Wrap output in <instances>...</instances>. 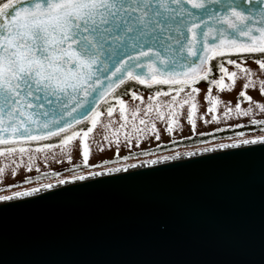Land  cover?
Masks as SVG:
<instances>
[{
	"label": "snow or ice",
	"instance_id": "1",
	"mask_svg": "<svg viewBox=\"0 0 264 264\" xmlns=\"http://www.w3.org/2000/svg\"><path fill=\"white\" fill-rule=\"evenodd\" d=\"M233 55L259 56L255 63L264 70V0H0V157L8 159L19 153L23 162L27 156L26 167L31 171L34 153L59 149L70 160L68 149L79 139L82 163L87 166L90 134L102 124L104 115L100 105L128 81L149 88L157 86V90L143 109H130L117 98L120 119L115 129L111 117L117 109L107 108L109 123L104 127L109 134L104 140L108 144L118 147L123 140L130 146L149 132L159 140L156 124L150 121H164L166 131L172 133L179 123L177 109L185 105L189 106L187 119L194 131L200 92L196 85L200 82L223 92L234 90L238 78H244L247 83L239 97L252 102L247 90L255 88L256 81L250 78L248 67L230 58ZM225 57L229 58L217 64L219 78L210 79L211 61ZM225 65L234 66L236 71L230 72ZM258 90L264 95V80ZM131 97L144 99L136 92ZM161 97L169 98L168 102L160 101ZM205 99L210 105L206 111L215 113L220 101L213 97L212 87L207 89ZM256 107L264 112V103ZM225 108V118L233 111L242 116L253 111L243 110L240 103L234 109ZM82 123L91 126L76 131ZM51 137L62 138L57 145L44 144L35 149L24 146ZM241 144H264V136L218 147ZM171 158L177 159L179 154ZM160 162L151 159L142 163ZM11 163L19 167L16 159ZM121 171L128 168L74 175L70 180L59 179L58 184ZM4 172L0 167V175ZM53 187L51 183L42 185L43 189ZM40 191H16L0 196V200L29 197Z\"/></svg>",
	"mask_w": 264,
	"mask_h": 264
},
{
	"label": "water",
	"instance_id": "2",
	"mask_svg": "<svg viewBox=\"0 0 264 264\" xmlns=\"http://www.w3.org/2000/svg\"><path fill=\"white\" fill-rule=\"evenodd\" d=\"M219 145L0 200V264H264V144Z\"/></svg>",
	"mask_w": 264,
	"mask_h": 264
},
{
	"label": "rangeland",
	"instance_id": "3",
	"mask_svg": "<svg viewBox=\"0 0 264 264\" xmlns=\"http://www.w3.org/2000/svg\"><path fill=\"white\" fill-rule=\"evenodd\" d=\"M236 61L242 63V66L248 67L250 69V72L252 73L250 78L256 81L257 86L255 88L250 87V89L247 90V94L253 98L251 103L246 102L239 97V93L242 91V86L245 83H247V80L244 78H238L237 82L235 83L234 90L231 91L224 90L223 92H221L217 87H212V95L213 97L217 98L220 101V103L217 105V109L215 113H208L206 109L210 107V105L205 99V94L208 88L206 86L196 85L200 89V92L199 95H197L196 97V102L198 107H197L196 127L194 131L191 125L188 123V119H187L189 113V106L185 105L184 108L177 109L179 113V123L172 133H168L166 131V123L164 121L153 119L152 121H150V123L154 122L156 124V129L160 136L159 140L155 138V135L153 133L149 132L146 136L140 138L139 140L134 139L131 142L130 146H126V144L122 140L118 147L115 144L110 145L108 144L107 141L104 140V136L109 134L104 127V125L109 123V118L106 115V111L102 112L104 113V115L102 116V124L98 125L97 128L94 129L93 133L90 134L89 161L91 162L102 157H107L113 153L118 154L126 151L128 152L129 150L132 149L140 150L141 149L140 147H147L155 142L172 138L173 136H182L184 134L195 133L201 130L217 128V126L228 127L232 125L235 126L244 125L247 122H250V120H258V121L264 120V112H261L259 108L256 107L257 104L264 103V95H262L258 90L259 82L261 80H264V70H260L258 65L255 63V61L250 59L243 61L240 60H236ZM226 67H228L230 72L236 71V69L232 65H227ZM225 83L231 85V82L228 81L227 78H225ZM137 94L144 98L143 101H136L129 98L123 99L130 109L136 107L143 109L144 107H146L147 103L149 102L148 98L153 95V93L147 94L143 92H138ZM181 98H183V95ZM168 99L169 98L167 97L159 98V100L163 102H168ZM237 103L241 104V108L243 110H247L251 108L253 110L252 114H250L249 116H242V115H237L235 111H233L229 117L225 118L223 116V113L226 110L225 106L234 109ZM115 108L117 109V111L114 112L113 116L111 117V121L114 122L112 125L113 129L119 126L118 123L115 122H118L120 119L118 106H116ZM152 115L153 117L155 116L154 113ZM213 115L217 116L216 121L212 120ZM262 135L245 136V137H240V139L221 141L216 144H210L207 146H214L222 143L223 144L229 143L232 141H240L243 139H251V137H259ZM53 145H57V144H53ZM42 146L43 145L38 146V145L29 144L25 147L35 149L36 147H42ZM207 146H202L201 148ZM191 150H196V148H185L184 150H179L177 152H185ZM68 152L71 157L70 160L68 156L60 153L59 149H53L52 151L46 153H34L35 159H34V163L32 164L31 171H29L28 167H26V165H28L29 163L27 156L23 158V162L19 160V153H17L15 157H10L8 159H5L4 157H0V167L5 168V172L2 175H0V196L9 195L16 191L29 190L32 187L42 186L43 184L51 183L53 181H58L59 179L73 177L74 175L86 174V172H88L89 170H82L73 173L71 171H68L67 169L70 166H74V164L77 162H82V148L79 139L73 142V144L69 147ZM45 156H47V158H45ZM152 157H158V156H152ZM12 159L17 160V164H19V167L11 163ZM144 159H152V158H141L140 160L139 159L130 160V161L122 162L120 163V165H124V163L130 164L132 162H137ZM14 171L15 174H13ZM41 171H47V172L55 171L57 172V176L54 177L52 180H43L41 183L31 182L30 184H22L19 187L16 186V183L19 182V180H21L22 178L28 177L32 174L40 173Z\"/></svg>",
	"mask_w": 264,
	"mask_h": 264
},
{
	"label": "trees",
	"instance_id": "4",
	"mask_svg": "<svg viewBox=\"0 0 264 264\" xmlns=\"http://www.w3.org/2000/svg\"><path fill=\"white\" fill-rule=\"evenodd\" d=\"M229 57L225 58H217L213 61H211V67L213 69V73L210 77V79H217L220 76V73L217 68L218 62L221 60H226ZM233 60H253L255 61L256 59H259V56H254V55H247V56H241L238 57L236 55H233L230 57ZM227 66V65H225ZM198 85L206 86L207 88L213 87L209 85L207 82L202 81ZM157 90V86H153L151 88L144 86V85H139L138 83L134 81H128L124 85H122L120 88L116 89L115 93L113 96H110L108 98V101L106 103H101L100 105V111H107V108L109 106L115 107L116 104V99L119 98H132L131 93L132 92H146V93H153ZM162 90L167 91V86H163ZM254 120H250V122H247L244 125H239V126H217V128H212L210 130H207L206 132L203 133H198L195 134V136H188L184 137V139H178V140H173V142H167V143H162V145H156V146H151L150 148H143L138 151H133L130 152L127 155H121L120 160L117 162V164L121 162H126L130 160H136V159H141V158H148L152 156H158V155H163L165 153H174V151L178 150H184L185 148H196V147H202V146H207L210 144H216L221 141H229V140H234V139H240V137H245V136H251V135H262L264 134V124L262 123H252ZM258 121V120H255ZM264 121V120H261ZM90 124L87 123H82L81 125L77 126L75 128L76 131H80L81 129H87L90 127ZM62 137H51L48 140L45 141H40V142H31L29 144L33 145H44V144H58L60 142ZM27 144V145H29ZM24 145V146H27ZM11 146V145H10ZM151 153V155H145L144 153ZM128 156V159H125V157ZM115 163H111L110 161L108 164L105 165H99V163L92 165V166H84L83 164H76L74 166H70L68 171H71L73 173L79 172L82 170H95L98 168L102 167H107L108 165H113ZM57 176V172L52 171V172H47V171H41L40 173L32 174L28 177H24L19 182L16 183V186H20L22 184H30L32 183H41L43 180H52L54 177ZM30 180L31 182H27Z\"/></svg>",
	"mask_w": 264,
	"mask_h": 264
},
{
	"label": "flooded vegetation",
	"instance_id": "5",
	"mask_svg": "<svg viewBox=\"0 0 264 264\" xmlns=\"http://www.w3.org/2000/svg\"><path fill=\"white\" fill-rule=\"evenodd\" d=\"M122 99H126V98H122ZM129 99H132V98H129ZM116 106H118V105H116ZM105 111H101V112H105ZM84 130L86 131L87 129H84ZM207 130H210V129L201 130V131H198V132H195V133H188V134H184L182 136H173L172 138H168V139H165V140H162V141H159V142H155V143L151 144L150 146L140 147V148L143 149V148H150L151 146L162 145V143L173 142V140L184 139V137H188V136H195V134L203 133V132H206ZM133 151H138V150L132 149V150H129L128 152L126 151V152L118 153V154L113 153L110 156L102 157V158L96 159V160L91 161V162L89 161L87 166H92V165H95L97 163H99V165H105V164H108L109 161L111 163H117L120 160L121 155H127V154H129L130 152H133ZM127 159H128V156H127ZM76 164L78 165V164H83V163L82 162H77L74 165H76Z\"/></svg>",
	"mask_w": 264,
	"mask_h": 264
}]
</instances>
